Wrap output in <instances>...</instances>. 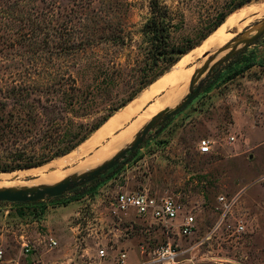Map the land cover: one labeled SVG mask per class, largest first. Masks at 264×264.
I'll return each mask as SVG.
<instances>
[{
    "label": "rangeland",
    "instance_id": "374dc122",
    "mask_svg": "<svg viewBox=\"0 0 264 264\" xmlns=\"http://www.w3.org/2000/svg\"><path fill=\"white\" fill-rule=\"evenodd\" d=\"M158 1L172 20L170 45L194 46L160 75L144 33L148 0H0V163L9 164L15 151L47 157L36 171L8 173L11 181H31L40 168L67 162L56 170L65 171L132 126L135 137L155 106L154 114L176 99L175 108L200 77L184 109L159 119L133 154L93 182L34 204L0 203V264H114L120 251L136 263L140 252L167 244L180 252V264H264V35L210 78L201 69L260 27L264 13L241 17L226 29L229 42L206 48L215 31L264 0ZM201 139L213 142L212 154H198ZM121 191L172 198L181 208L173 226L190 215L193 235L118 213ZM220 196L232 203L223 220Z\"/></svg>",
    "mask_w": 264,
    "mask_h": 264
},
{
    "label": "built area",
    "instance_id": "2783aa9c",
    "mask_svg": "<svg viewBox=\"0 0 264 264\" xmlns=\"http://www.w3.org/2000/svg\"><path fill=\"white\" fill-rule=\"evenodd\" d=\"M229 143L234 141V137H229L227 140ZM213 142L209 139H201L197 145V152L200 155L212 154ZM217 205L220 212L221 220L227 216L230 212L231 205L226 197L220 196L217 198ZM113 206L118 213L127 215L130 212L138 218H142L145 221H153L160 225H171L175 227L181 236L189 237L193 235L195 230V221L192 216L185 217L178 225L173 226V223L178 220L181 208L178 203L169 197H156L147 191H135L117 193L114 198ZM237 232L244 231V225L239 224L237 226ZM54 241H50V246H55ZM25 252H29L28 246L25 243L23 245ZM144 255V256H143ZM180 252L167 244L156 251L150 253L140 252V258L136 263H130L127 261V254L124 251H120L114 257V264H180L179 263ZM100 258L105 256V252L100 250L98 253ZM3 257V252L0 251V260Z\"/></svg>",
    "mask_w": 264,
    "mask_h": 264
},
{
    "label": "water",
    "instance_id": "95a60500",
    "mask_svg": "<svg viewBox=\"0 0 264 264\" xmlns=\"http://www.w3.org/2000/svg\"><path fill=\"white\" fill-rule=\"evenodd\" d=\"M252 35L245 36L247 32L235 40L233 44L227 46L224 49L218 50L214 57L203 65L202 72L210 75L212 70L227 62L230 58L236 55L240 47H248L257 41L260 37L264 35V22L260 27L255 30H251ZM250 31V32H251ZM224 53V55L214 60L219 54ZM200 79L192 78L188 86V95L179 103L174 109L162 113H158L141 129V131L134 137L131 144L126 146L124 149L119 151L111 159L103 163L102 165L96 167L95 169L86 172L82 175L75 176L72 178H65L59 181L58 183L50 186H40L35 188H24V189H1L0 190V203H9V204H34L40 201L45 200L46 198H57L62 196L64 193L71 191L77 186L93 182L96 178L102 173L111 170L114 166L117 165L119 160L124 158L128 153L133 154L135 150L142 144L144 137L147 133L155 127L157 121L161 118H169L170 116L176 114L177 112L184 109L199 93L200 86L198 85L195 89V82ZM37 168V167H36Z\"/></svg>",
    "mask_w": 264,
    "mask_h": 264
},
{
    "label": "bare ground",
    "instance_id": "6f19581e",
    "mask_svg": "<svg viewBox=\"0 0 264 264\" xmlns=\"http://www.w3.org/2000/svg\"><path fill=\"white\" fill-rule=\"evenodd\" d=\"M250 13L251 14L256 13V15L258 13L259 14L264 13V4L256 6V7H252L248 11L243 12L240 15L238 14V16L233 17L228 22H226L225 24L220 26V28L217 31H215V33L208 39L207 43L205 44V47L207 48L209 46H218V45L221 46V45H224L227 42H229L232 39L233 35L226 34V29L236 26L238 19H240L241 17L246 16ZM243 27H246V23H244L243 25L237 26V29H239L238 32H240L243 29ZM250 35H252V31L251 32L249 31V32H247V34H245V36H250ZM198 52H199V50H198ZM197 77H199V74L195 75L193 78H197ZM186 86L185 87L182 86L183 88L180 87L181 88L180 90L178 89L179 91L177 92V98L183 97L184 93L186 92ZM175 100L172 101V103L170 104L168 109H165V110L160 111L158 113H162V112H166V111H170V110L174 109L173 105L176 104ZM178 100H180V99H178ZM156 108L157 107L155 106L154 109H156ZM154 109H152V111L148 115L147 119L145 118L146 120H148V119L150 120L152 117H154L155 115L158 114V113L154 114ZM136 128H137L136 126H132L131 128L127 129V131H125L123 134L112 139V141H110L105 147L100 148L99 150L95 151L90 157L85 158L84 160H82L78 164L71 166L69 169H67L65 171L61 170L59 172L56 170L64 169L66 166L69 165V163H67V162L63 163L62 165H58L56 167L52 166V167L40 168L39 173H38L39 176H37L36 179H33L31 181H28V182L11 181V177L8 176V173H0V179H5L7 181L4 183H0V190L1 189L35 188V187H40V186H45V185L50 186V185H54V184L58 183L59 181H61L62 179L66 178V177L70 178L73 176H79V175H82L86 172H89V171L95 169L96 167L102 165L103 163H105L106 161L111 159L113 156H115L119 151H121L122 148L132 140V137H134L133 134L136 131ZM69 157H71V156H69ZM69 157L67 159L69 161H72V159ZM37 169L38 168H33L31 170L36 171ZM20 176L21 175H19V176L17 175L16 177H13L12 180L18 179Z\"/></svg>",
    "mask_w": 264,
    "mask_h": 264
},
{
    "label": "trees",
    "instance_id": "16d2710c",
    "mask_svg": "<svg viewBox=\"0 0 264 264\" xmlns=\"http://www.w3.org/2000/svg\"><path fill=\"white\" fill-rule=\"evenodd\" d=\"M148 8L151 14V20L147 23L144 29V33L148 36L149 43L151 46V49L148 52L149 60L152 62L153 65L162 66L161 70L157 74L160 75L167 71L174 64H176L179 61L180 57L186 52L190 51L194 46H171L169 39L170 30L172 28V20L170 18L168 9L160 5L158 0H148ZM221 23L222 20L218 21L215 26L218 27ZM233 58L234 57L230 58L227 62H230ZM211 75L212 73L207 78H210ZM17 96L19 95L17 94ZM68 150H70L69 147H65L62 150L58 149V151H56L54 155L58 156L59 154H63ZM9 158L11 159L9 164L0 163V172L11 173L18 170H28L33 169L35 167L38 168L44 162V160L47 159V157L45 158L43 155H27L23 151H15V153H10Z\"/></svg>",
    "mask_w": 264,
    "mask_h": 264
},
{
    "label": "crops",
    "instance_id": "0c3cea01",
    "mask_svg": "<svg viewBox=\"0 0 264 264\" xmlns=\"http://www.w3.org/2000/svg\"><path fill=\"white\" fill-rule=\"evenodd\" d=\"M2 218H3V217L1 216V217H0V222H1ZM3 220H6V217H4ZM58 221H59V222H58V224H59V225H58V226H59L58 228H59L60 232L62 233V232H64V231H63V229H64V227H63V221H60V220H58ZM3 229H4V228H3ZM62 234H63V233H62Z\"/></svg>",
    "mask_w": 264,
    "mask_h": 264
}]
</instances>
